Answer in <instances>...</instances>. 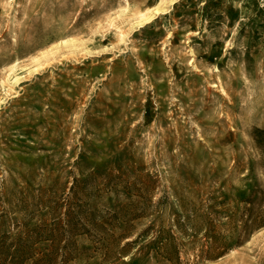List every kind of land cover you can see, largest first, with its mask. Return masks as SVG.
Returning <instances> with one entry per match:
<instances>
[{
  "label": "rangeland",
  "instance_id": "1",
  "mask_svg": "<svg viewBox=\"0 0 264 264\" xmlns=\"http://www.w3.org/2000/svg\"><path fill=\"white\" fill-rule=\"evenodd\" d=\"M255 128L264 0H0L1 239L128 264L131 223L177 244L143 264H264Z\"/></svg>",
  "mask_w": 264,
  "mask_h": 264
},
{
  "label": "trees",
  "instance_id": "2",
  "mask_svg": "<svg viewBox=\"0 0 264 264\" xmlns=\"http://www.w3.org/2000/svg\"><path fill=\"white\" fill-rule=\"evenodd\" d=\"M253 136L258 146L264 148V129L255 128ZM68 222L70 230H73L76 226L70 215ZM259 225L262 227L264 223H259ZM83 227L87 228L85 225ZM135 227V225L127 223V242L124 248H127V255L130 259L128 264H143L150 259L174 260L173 256L176 253L174 249L177 244L169 234H164L161 230L157 231L147 244H144L150 237L149 232L155 226H149L136 237ZM58 229L56 227L51 229L50 236L46 239L41 238L40 234H37L36 237H17L11 241L0 238V264H109L110 258H107V254L102 257L101 262L98 255L79 252V240L76 236L64 237L56 233ZM135 247L137 250L133 252Z\"/></svg>",
  "mask_w": 264,
  "mask_h": 264
},
{
  "label": "bare ground",
  "instance_id": "3",
  "mask_svg": "<svg viewBox=\"0 0 264 264\" xmlns=\"http://www.w3.org/2000/svg\"><path fill=\"white\" fill-rule=\"evenodd\" d=\"M156 12V11H155Z\"/></svg>",
  "mask_w": 264,
  "mask_h": 264
}]
</instances>
